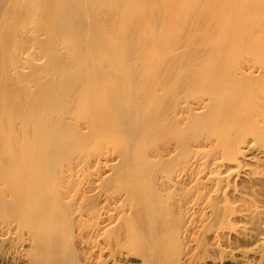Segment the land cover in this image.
Here are the masks:
<instances>
[{
  "label": "bare ground",
  "instance_id": "1",
  "mask_svg": "<svg viewBox=\"0 0 264 264\" xmlns=\"http://www.w3.org/2000/svg\"><path fill=\"white\" fill-rule=\"evenodd\" d=\"M263 210L264 0H0V264H179Z\"/></svg>",
  "mask_w": 264,
  "mask_h": 264
},
{
  "label": "rangeland",
  "instance_id": "2",
  "mask_svg": "<svg viewBox=\"0 0 264 264\" xmlns=\"http://www.w3.org/2000/svg\"><path fill=\"white\" fill-rule=\"evenodd\" d=\"M263 216H264V213H263ZM231 219H232L231 221L233 223L230 222V225L232 224V226H234V228L233 229H227V230H224V231H220V232H224V236H222L224 239L223 238L217 239L216 237H214V234L217 235V233H220L217 230V228H216L217 231L213 232V237H214L213 240L214 241L212 240L211 241L212 244H210L208 246V248H207V250L210 249L209 251H207L205 249L206 251L203 250L204 252L202 251L200 253L199 249L198 250L196 249L197 246L199 245V243H197V242H194L193 243L194 245L191 244V246H190L189 243H188L189 246H187L188 244L185 245V242L188 240V238L186 237V233H183V234L181 233L183 236L180 235V239L179 240L181 242H183L185 246L183 245V247H184V249H183L184 250L183 251L184 253L182 254L183 258L181 256L180 261H179V264H183V263L184 264H187V263L188 264H205V263L206 264H218V263L219 264H264V234H263V232H264L263 231L264 230V225H263L264 224V219H263V222H261L262 225H259L258 224L261 227V228L259 227L260 229H258L256 226L254 227V225H252L251 223H249V222H247L245 220L242 221L243 218L242 219H234V218H231ZM235 222H237V224H234ZM238 224H240V225L238 226ZM246 224L248 226H250L249 229H248V226H246ZM247 229L248 230L251 229V230L250 231H247ZM196 230H197V228H196ZM196 230H194V231H196ZM244 230H246V231H244ZM258 230H261L262 232L260 231V233H259ZM198 231L199 230H197L196 232L198 233ZM253 232H254V234H253ZM197 233L195 235L198 238L199 233L198 234ZM239 234H241V235L239 236ZM246 234H249V235H246ZM257 234L259 236H260V234L261 235L263 234L262 235V238L259 237ZM222 235H223V233H222ZM255 237H257L258 239H256ZM250 238H251V240H250ZM225 239L228 240V241H226ZM220 242H221V244H220ZM231 244H233V245H231ZM214 245H216L215 248H213ZM223 246H225V247H223ZM255 247H257V248H255ZM189 248L192 249V250H190ZM187 249L189 250V253L186 256L185 254H187V252H188ZM191 251L192 252H196V254H195L194 259L192 261L191 260L189 261L188 258H189L190 253H192ZM199 256H201V257H199ZM17 257H21V255H20L19 252L15 253V255L13 254V264H28L27 262H24L22 260L23 259L22 257H21L22 259L21 258H17ZM203 258H204V260H203Z\"/></svg>",
  "mask_w": 264,
  "mask_h": 264
}]
</instances>
